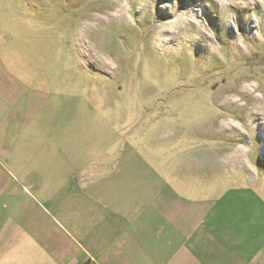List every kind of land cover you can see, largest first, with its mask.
<instances>
[{"label":"crops","instance_id":"crops-1","mask_svg":"<svg viewBox=\"0 0 264 264\" xmlns=\"http://www.w3.org/2000/svg\"><path fill=\"white\" fill-rule=\"evenodd\" d=\"M24 22L0 14V264H264L263 230L201 197L177 143L87 81L41 79Z\"/></svg>","mask_w":264,"mask_h":264},{"label":"rangeland","instance_id":"rangeland-1","mask_svg":"<svg viewBox=\"0 0 264 264\" xmlns=\"http://www.w3.org/2000/svg\"><path fill=\"white\" fill-rule=\"evenodd\" d=\"M17 1L0 14L24 17L42 80L114 96L201 165L202 198L264 234V0Z\"/></svg>","mask_w":264,"mask_h":264}]
</instances>
